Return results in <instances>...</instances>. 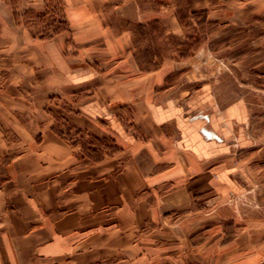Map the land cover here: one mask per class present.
<instances>
[{"label": "crops", "instance_id": "crops-1", "mask_svg": "<svg viewBox=\"0 0 264 264\" xmlns=\"http://www.w3.org/2000/svg\"><path fill=\"white\" fill-rule=\"evenodd\" d=\"M50 1L0 0V264H264V90L233 92L204 50L163 56L177 0H61L65 27L35 37L22 16ZM238 1L187 5L264 8Z\"/></svg>", "mask_w": 264, "mask_h": 264}, {"label": "rangeland", "instance_id": "rangeland-1", "mask_svg": "<svg viewBox=\"0 0 264 264\" xmlns=\"http://www.w3.org/2000/svg\"><path fill=\"white\" fill-rule=\"evenodd\" d=\"M177 1L180 3L178 16L183 34L179 38L169 35L158 39H162L160 42L164 50L163 56L187 57L204 50L202 58H204L203 54L208 57L211 55L212 61H215L217 66L227 64L226 66L230 68L232 73L230 76L238 84L234 85L233 92L238 93L240 89L243 91L248 89L264 90V8H258L257 3H252L251 8L250 6L244 7L245 10H248L246 13L249 15L248 19L246 15H242L239 18L241 20H236L234 19L236 16L232 15L234 18L224 17L220 20L207 21L206 12L202 10L193 13L187 5V0ZM217 1L221 2V0ZM146 2L148 7H156L154 0ZM171 2L172 0H169L170 4ZM234 4H240V2ZM47 7L46 11L39 14L27 12L22 16V21L35 37L38 35V37L48 39L58 29L65 27L61 0H51ZM218 8H223V6L218 5ZM237 8L239 10V5H234V10L230 9L229 15L235 14ZM31 42L25 44V51L22 55L23 64H38L39 62L40 55L35 53L34 41ZM65 50L64 55L72 60L74 54L71 49ZM12 55L14 54L9 53L6 54V57H12ZM47 60L42 61V64H48ZM12 61L13 59H8L5 64H11ZM149 64L151 63L149 62ZM239 83H243V85L239 86ZM65 105V103H61V107H65ZM52 107L54 108V106ZM55 128L69 139H78L77 130H72L69 120L63 112L56 115ZM92 144L97 146L100 143L93 141ZM234 198L239 200L241 197ZM252 201H254L253 198L242 197L237 204L251 208L256 205V202L253 205Z\"/></svg>", "mask_w": 264, "mask_h": 264}]
</instances>
